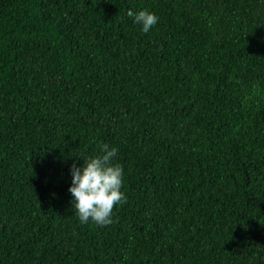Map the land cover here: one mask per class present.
Listing matches in <instances>:
<instances>
[{
    "label": "trees",
    "instance_id": "1",
    "mask_svg": "<svg viewBox=\"0 0 264 264\" xmlns=\"http://www.w3.org/2000/svg\"><path fill=\"white\" fill-rule=\"evenodd\" d=\"M104 143L126 200L81 224ZM0 264H264V0H0Z\"/></svg>",
    "mask_w": 264,
    "mask_h": 264
},
{
    "label": "clouds",
    "instance_id": "2",
    "mask_svg": "<svg viewBox=\"0 0 264 264\" xmlns=\"http://www.w3.org/2000/svg\"><path fill=\"white\" fill-rule=\"evenodd\" d=\"M127 16L145 34L159 22V17L147 9L135 12L129 9ZM117 153L116 147L104 143L100 147V154L82 157V165L74 163L70 167L71 184L68 191L81 224L92 222L100 227L111 224L114 206L126 200L121 191L123 168L113 162Z\"/></svg>",
    "mask_w": 264,
    "mask_h": 264
}]
</instances>
